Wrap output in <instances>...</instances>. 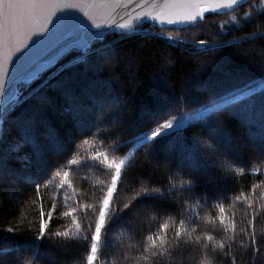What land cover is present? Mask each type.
<instances>
[{
	"label": "snow or ice",
	"instance_id": "obj_1",
	"mask_svg": "<svg viewBox=\"0 0 264 264\" xmlns=\"http://www.w3.org/2000/svg\"><path fill=\"white\" fill-rule=\"evenodd\" d=\"M208 14L229 19L212 36L179 40ZM137 37L144 43L122 54ZM160 45L192 68L178 94ZM243 152L257 176L246 189L198 191L218 169L238 181ZM89 165L108 176L91 196L75 183ZM23 186L36 220L17 217ZM48 190L57 199L46 209ZM58 210L63 230L49 227ZM0 217V264H32L28 253L39 264H108L117 224L140 237L121 243V264H182L185 250L194 264H264V4L0 0Z\"/></svg>",
	"mask_w": 264,
	"mask_h": 264
},
{
	"label": "trees",
	"instance_id": "obj_2",
	"mask_svg": "<svg viewBox=\"0 0 264 264\" xmlns=\"http://www.w3.org/2000/svg\"><path fill=\"white\" fill-rule=\"evenodd\" d=\"M255 3L259 6L261 4H264V0H255ZM245 11H247L246 6L239 10V12L237 13L238 18ZM208 15H209V19L201 24L199 30L193 29V30L177 32L176 35L178 36L179 40L190 41L193 38L198 39L201 36H205V37L212 36L218 30V24L222 21H226L229 19L228 16H216L214 14H208ZM232 23L234 24L235 22ZM144 28L152 30L151 25L148 23L144 25ZM143 43L144 42L141 41L138 37L133 41L125 43L124 45L121 46L122 54L130 52L131 50L137 48L139 45ZM150 46L151 45H145V47H150ZM154 50L162 54L161 63L171 62L174 68L171 76H172V80L177 81L176 93L178 94L180 91V84L183 82L182 77L185 76L186 74H189L192 71V68L177 62L176 57L181 55L178 49H168L165 46L160 45L158 48H155ZM200 59L205 60L208 59V57H201ZM154 70H155V65H151V64L147 65L145 68H143L140 71L141 78L147 82V80L150 78ZM209 72H211V70H209ZM203 78L207 79L208 73L203 74ZM143 102L145 103L149 102L148 97H145ZM105 147H107V144L105 145ZM86 149H88L87 145L83 146L81 151ZM55 160H56L55 157L50 158V161L52 163H55ZM250 161H251V154L248 152H243L239 158V161L233 165V167H240L243 166V164L245 163H248L249 165L248 167L245 168L244 175L239 176L238 181L231 182L220 179L219 175L221 170L218 169L215 173L205 176L202 179L198 191L201 193L207 192L211 196L213 194H219V193H226L231 195L232 191L236 187L246 189L254 180L257 179V176L253 175ZM107 179L108 176L102 168H98L94 165H89L87 167H81L76 171L75 183L79 190L88 192L89 195L91 196L93 191L99 194V189L101 187L99 182L107 181ZM144 179L146 180L147 177H144ZM185 179L187 178L185 177ZM126 183L129 182L126 181ZM135 187H139V184H135ZM33 195L34 193L31 187L23 186L21 188L17 198V205H18V212L16 213L17 217L23 215L28 220L38 219V206L29 205V201ZM42 195L44 196V204L46 209L49 207V205L53 200L57 199L56 194L51 190L42 192ZM20 201H23V203H20ZM7 219H12V217H8ZM65 225H66V220L62 215H60L59 210L56 213H53V218L49 222V227L52 228L53 230H63V227ZM5 226H6L5 218L0 217V227H5ZM151 227L152 228L157 227L156 222H153ZM144 229L145 226L141 225L140 231L142 232ZM32 230L35 231V226H33ZM139 238L140 237L138 234L130 233L129 229L122 224H117L113 229H111L107 237L109 241V249L110 252H112V255H110L108 258V264H121L117 251L121 243L123 242L125 244H129V243L134 244L139 240ZM17 239L23 241L26 239V237H17ZM0 247H3V245H0ZM43 247L48 248L49 247L48 242H45ZM80 251L81 249H77L73 251V253L71 254L72 258L77 259L78 261ZM194 256L195 254L192 253L190 250H185L181 256H178V260L182 261V264H194ZM23 258L25 261L31 260L32 264H39V261L31 253L25 254Z\"/></svg>",
	"mask_w": 264,
	"mask_h": 264
},
{
	"label": "water",
	"instance_id": "obj_3",
	"mask_svg": "<svg viewBox=\"0 0 264 264\" xmlns=\"http://www.w3.org/2000/svg\"><path fill=\"white\" fill-rule=\"evenodd\" d=\"M145 24H146V23H145ZM145 24H144V25H145Z\"/></svg>",
	"mask_w": 264,
	"mask_h": 264
}]
</instances>
